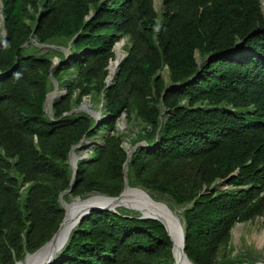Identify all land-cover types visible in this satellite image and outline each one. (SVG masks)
<instances>
[{"label":"trees","instance_id":"trees-1","mask_svg":"<svg viewBox=\"0 0 264 264\" xmlns=\"http://www.w3.org/2000/svg\"><path fill=\"white\" fill-rule=\"evenodd\" d=\"M0 11V264L22 260L57 230L72 146L108 131L77 161L64 199L120 194L127 151L116 126L123 114L141 120L138 141L146 144L127 162L128 182L183 208L187 257L242 263L219 253L236 223L264 216L261 1L161 0L156 9L154 0H0ZM123 36L127 55L107 85ZM30 38L58 41L69 54L56 50L51 69V55L26 51ZM51 76L65 93L48 95L49 116ZM87 95L102 99L97 124L85 112L66 114ZM225 179L226 188H212ZM117 211H90L51 264H173L161 222Z\"/></svg>","mask_w":264,"mask_h":264},{"label":"rangeland","instance_id":"rangeland-1","mask_svg":"<svg viewBox=\"0 0 264 264\" xmlns=\"http://www.w3.org/2000/svg\"><path fill=\"white\" fill-rule=\"evenodd\" d=\"M260 1H261L262 11L264 13V0H260ZM160 6H161V0H154V7L156 9H159ZM2 34H3V23L1 21V16H0V37L2 36ZM119 41L123 43L122 54H125L126 53V50H125L126 46L129 45L128 37L123 36ZM25 46L27 47V50H26L27 52H34L35 51V52H38L40 54L48 53L49 55H51L53 63L59 60V57L54 52L56 50H62L63 52H65V54H67L66 49L68 48L64 45H59L58 41H56V42L53 41L52 43H49L46 46H40L37 44V42L35 40H30V41H28V43ZM115 61H116V52H115V47H114V62ZM113 65H114V63L112 64V71H111L110 75H112V73L115 70ZM108 73H109V70H108ZM159 74L163 77L164 81L167 83L169 73H168V69L166 66H164V67H162V69H160ZM51 83H52V86H51V89L49 91L50 96H54L55 94H56L55 96L60 95V94L62 95L65 93V88L60 87L59 84L57 83V81H56L57 87H55V85H54L55 83H53L52 80H51ZM82 102L86 103L87 109L98 112L99 117L100 118L103 117L104 114H103L102 103H101L102 99L100 97L93 98L91 95L84 96L81 103L78 106H74L72 108L73 110H76L75 111L76 113L84 112V111L79 110ZM47 104H49V103L47 102ZM142 126H143V123L141 122V120L135 116H133L131 118H126L125 115L123 114L122 117L118 120L116 129L119 133L123 134L122 146L124 147V149L126 151H129V150L133 149L134 147L137 148L140 145H146L143 140L138 141V137H139V134L142 130ZM107 132L108 131H104V132L99 133L94 138L86 139L84 142L85 143L84 146H80V147L75 149V155L72 156V161L74 162L78 156L79 157H81V156L89 157L90 155H92L91 145L93 143L101 144L102 139H103L104 135L107 134ZM68 163H69V158H68ZM70 168H71V166H70ZM130 186H132V185H130ZM132 187H140V186H132ZM212 187L214 189H220V188L223 189V188H226V184L224 182L217 181L216 183H214L212 185ZM146 191H144V190L141 191L138 188L137 189H135V188L129 189L128 188L126 193L131 192V193H136V194L140 193L141 195L143 194L144 196L148 197V200L151 202L153 208H156L157 206H159L161 201L168 204L169 207H170V205H172L171 199L168 196L160 195V194L155 193V192H149L148 190H146ZM96 194L97 193H89V194H86L84 197L77 196L74 198H71L69 196L68 200H66V199H64V200L69 202L71 200H75L78 198H86V197L90 196V198L87 200V202L90 204H96L92 200L96 196L100 197ZM64 196H63V198H64ZM182 209L183 208L177 207V206H175L173 208V210L175 211L174 215L177 218H179L180 221L176 222V220H174V225L173 226L169 225L174 230L176 229L180 232H181L180 228L182 226L180 212ZM261 238H262V240L260 241ZM173 241H174V239H173ZM174 254L180 262L185 261L182 254L177 250V243L175 241H174ZM225 258L233 259L234 262L236 261V259H238V260H242L243 261L242 263H249V264L264 263V216H257L255 218L249 220V221H246V222H238L233 226V228L231 230V235H230L229 241L227 242V244H225L223 246V248H221V251L219 253V259L222 260ZM236 262H238V261H236ZM242 263H240V264H242Z\"/></svg>","mask_w":264,"mask_h":264},{"label":"water","instance_id":"water-1","mask_svg":"<svg viewBox=\"0 0 264 264\" xmlns=\"http://www.w3.org/2000/svg\"><path fill=\"white\" fill-rule=\"evenodd\" d=\"M0 16H1V21L3 23V17H2L1 11H0ZM1 37H2V40L0 41V47L3 45V43L6 40L4 25H3V34ZM30 40H35V39L30 38ZM118 42H120V41H118ZM118 42H116L115 45ZM37 44L40 46H46L47 45V44H42V43H38V42H37ZM115 45H114V47H115ZM114 47H113V50H114ZM69 51L70 50L68 47L66 49V53H67V54H65L66 57L68 56ZM126 55H127V53L122 54L121 58H119L117 60L116 67L120 64V62L122 61V59ZM57 63H58V61L54 62L51 66V69ZM59 63H61V62H59ZM107 68H108V66H107ZM115 70H116V68H115ZM115 70H114L111 77H109L108 75L106 76L105 81H106L107 85H109L111 83V80L114 76ZM50 79L52 80L53 83H55L54 84L55 87H57L56 80L53 78V76H51ZM48 95H49V92L45 96L44 111L47 115L51 116L52 115V103L47 104ZM60 96H61V94L57 95L54 99H57ZM86 106H87L86 103L82 102L79 110L84 111L85 113L89 114L92 118H94L96 120V124H97L98 121L100 120L99 113L95 112L93 110L87 109ZM75 111L76 110L72 109L69 112H67L66 114H71ZM80 146H84V145H82L81 143L74 145L71 147V149L68 153L69 165L71 166V169H72V175H71V179H70V187L68 189L62 191L59 194V202H60V205L64 209V216H63L61 222L59 223L57 230L40 247H38L33 252H27L22 260H17L14 264H51L54 261L55 257L57 256V254L62 250L64 245L67 243L72 230L90 211L96 210V209H101V210H112V211L118 213V211H117L118 207H123L127 210L137 212L139 214V218H149V219H154V220L161 222L162 225L165 227L166 232H167V234L170 237V240L172 242L171 251H172V256L174 259L173 264H194L187 257L186 253L184 252V239L185 238H184L183 225L180 228L181 229V248H182V253L185 257V261L180 262L174 254V241H173V239L169 233V230H168V227L165 223V220H167V222L173 226L174 220H176L177 217L174 215L175 211L171 207H169L168 204L161 201L160 205L157 206L156 208L148 209L144 205L145 203H143V196H141L140 194L131 193L128 197L124 198V195H125L128 188L129 189H131V188L137 189L138 188L141 191H143V190L146 191L145 189H143L141 187L130 186L129 182H128V178H127V169H128L127 162L129 161L131 154L136 150V147L127 151V159L123 165L124 187H123V190L120 192L119 195L109 196V195H105V194H96V195L107 200V202L104 204H90V203H88L87 200L90 198V196L86 197V198H78L75 200H71L69 202L64 200L63 196L64 195H70L72 188L75 185V176H76V172H77V165H76L77 161L81 160L83 158H86L85 156H81V157L78 156L74 162L72 161V156L75 155V149L80 147ZM220 181L226 183V179L220 180ZM242 264H249V263H242ZM255 264H264V263H255Z\"/></svg>","mask_w":264,"mask_h":264},{"label":"bare ground","instance_id":"bare-ground-1","mask_svg":"<svg viewBox=\"0 0 264 264\" xmlns=\"http://www.w3.org/2000/svg\"><path fill=\"white\" fill-rule=\"evenodd\" d=\"M122 42H119L115 45V52H116V61L114 62V68H116V62L119 58H121L122 56ZM113 74V73H112ZM112 75H109V77H111ZM131 193V192H130ZM130 193H126L124 195V198L128 197ZM140 194V193H139ZM141 195V194H140ZM143 196V203H145L144 205L148 208V209H153L151 202L148 200V197L144 196L143 194L141 195ZM93 202H95L96 204H104L107 202L106 199L102 198V197H94V199H92ZM157 205V204H156ZM180 219L177 218L176 222H179ZM165 223L168 227L169 233L171 235V237L174 239V241L177 243V250L182 254V256L184 257L183 253H182V248H181V232L178 230H174L173 228H171V226H169L170 224H168V222L165 220ZM262 240V238L260 239V241ZM185 260V257H184Z\"/></svg>","mask_w":264,"mask_h":264}]
</instances>
